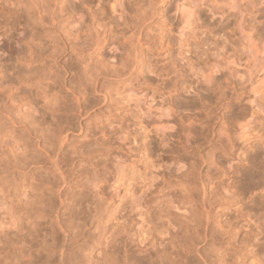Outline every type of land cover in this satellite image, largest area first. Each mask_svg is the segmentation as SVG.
Wrapping results in <instances>:
<instances>
[{"label": "rangeland", "instance_id": "1", "mask_svg": "<svg viewBox=\"0 0 264 264\" xmlns=\"http://www.w3.org/2000/svg\"><path fill=\"white\" fill-rule=\"evenodd\" d=\"M183 2L0 0V264H264V91L244 57L197 70L240 55V11L182 43Z\"/></svg>", "mask_w": 264, "mask_h": 264}, {"label": "bare ground", "instance_id": "2", "mask_svg": "<svg viewBox=\"0 0 264 264\" xmlns=\"http://www.w3.org/2000/svg\"><path fill=\"white\" fill-rule=\"evenodd\" d=\"M243 2L252 3L253 0H187V2H183L182 4L178 5L177 10L180 11V22H181L180 23L181 26H179L180 27L179 30H180V34H181L180 41L182 43H186V42H188V40H190V38L193 35L197 34V29L199 28V25H200L199 24L200 18H199V14H198V9L196 8L197 6H201L202 4L203 5L206 4V6L211 10V12L213 11L214 13H222V14L229 11L230 9H238L240 11V18H238V16H237L236 21L238 23L237 24L238 25L237 26V30H238L237 32L239 33V36H238L237 42H238L239 48L241 50L240 55L238 57L231 58V57H226L224 55V53H222V52L216 51L214 53V56L210 59V61H207L206 65H204V67H202V68H201V66H199V68H197V70H198V72L200 71L199 73H201L203 79L209 84V83L213 82L214 79H216V73H220V72L225 71L229 76L238 75V72H239L238 66L240 65L239 60L243 59V57H244L245 64H247V63L250 64L251 68L254 71L251 68L249 70H252L253 72H255V75L257 77V79L255 80V83L253 82L254 78L252 79L253 89L254 90L259 89V90L264 91V41L263 40H262L263 42L258 41L257 40L258 38L256 39L254 37L253 33H251V31L246 30V28H244L245 26H243L244 21L242 18V16H243L242 12H244V11H243L242 7H243V4H245V3H243ZM1 8H2L1 9V12H2L4 7H1ZM7 13L8 12H6V14ZM1 15H2V13H1ZM2 16H4V15H2ZM41 16H40V18H41ZM4 19L2 21H4ZM3 25H6V24L3 23ZM6 30H8V29H6ZM3 34H5V36H6L7 32L5 33V30H4ZM7 37H8V35H7ZM248 64H247V66H248ZM250 74H251V72H250ZM252 76L254 77V74L251 75L250 77H252ZM137 100H139L138 102H140V98ZM144 113H146L148 116L153 115V112H151V110H149V109H147L146 112L144 111ZM163 116L167 117V116H169V113L167 110L165 111L164 109H160L158 118L160 120H162L161 118ZM239 126H240V130L238 133L239 138L243 139L244 142H249L254 137V135H252L250 133L249 122L248 123L239 122ZM165 128H167L166 124L162 125L159 130L163 131ZM260 164H262L261 161L260 162L254 161V166L259 167ZM122 168L123 167H121L119 165V167H117V170L120 171V170H122ZM136 178L139 179L140 177H136ZM135 204H136V207H139L138 201H136ZM4 205H5V202L0 200V208H2V207L4 208ZM9 218L10 219L8 222L11 225H13V223H14V220H12L13 218L11 216ZM2 223L3 222L0 220V225ZM1 227H2V225H1ZM16 238L19 239L18 241L20 243V247H19L20 250L18 252L19 254L22 253L25 248H27V250H29L28 248H30V247H27L29 245V244H27L29 241H27L26 236L23 233L19 232V234L16 235ZM11 243H13V242H11ZM14 244H15V241H14L13 245ZM16 245H19V244L16 243ZM19 248H17V250ZM10 252H12V251H10ZM12 255H15V254H12ZM15 258L21 261V259L18 256H16ZM23 258H25V262L27 264L33 263L32 254L28 253V256L27 255L23 256ZM61 261H62V263H65V258L61 257Z\"/></svg>", "mask_w": 264, "mask_h": 264}]
</instances>
